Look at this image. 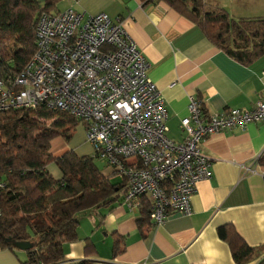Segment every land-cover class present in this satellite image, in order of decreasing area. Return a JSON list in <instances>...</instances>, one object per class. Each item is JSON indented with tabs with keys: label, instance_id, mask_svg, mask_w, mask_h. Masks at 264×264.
Returning a JSON list of instances; mask_svg holds the SVG:
<instances>
[{
	"label": "crops",
	"instance_id": "0c3cea01",
	"mask_svg": "<svg viewBox=\"0 0 264 264\" xmlns=\"http://www.w3.org/2000/svg\"><path fill=\"white\" fill-rule=\"evenodd\" d=\"M204 1L213 3L209 9L226 8L235 19L250 18L246 13L258 4L264 7V0ZM68 8L85 16L105 13L123 23L149 63V78L164 100L168 136L174 142L184 140L181 122L189 116L191 96L201 100L207 115L252 110L264 99V55L249 65L239 63L163 0L146 5L141 0H64L57 11ZM54 141V157L69 151L95 157L105 178L114 184L124 182L96 155L85 131L71 149ZM201 149L213 162L212 178L198 184L192 215L171 212L156 225L147 207H140L142 202L149 204L147 197L139 205H129L123 195L110 207L78 215V241L64 245V264L86 259L92 264H237L230 245L218 235L228 225L255 249L247 264H258L264 258V121L215 134ZM48 171L61 178L56 165ZM27 259L26 251L0 246V264H24Z\"/></svg>",
	"mask_w": 264,
	"mask_h": 264
},
{
	"label": "built area",
	"instance_id": "2783aa9c",
	"mask_svg": "<svg viewBox=\"0 0 264 264\" xmlns=\"http://www.w3.org/2000/svg\"><path fill=\"white\" fill-rule=\"evenodd\" d=\"M35 31L31 62L12 86L0 81V112L45 106L74 116L95 153L126 181L124 202L147 197L156 225L171 212L192 215L198 184L212 178L213 162L201 149L209 137L264 121V99L252 110L207 115L191 96L184 140L174 142L149 63L120 20L68 8L42 14Z\"/></svg>",
	"mask_w": 264,
	"mask_h": 264
},
{
	"label": "trees",
	"instance_id": "16d2710c",
	"mask_svg": "<svg viewBox=\"0 0 264 264\" xmlns=\"http://www.w3.org/2000/svg\"><path fill=\"white\" fill-rule=\"evenodd\" d=\"M62 1L0 0V81L6 86H12L37 53L39 17L57 13ZM163 1L239 63L249 65L264 55V18L235 19L223 8L209 9L204 0ZM80 125L74 116L45 106L0 112V181L5 184L0 189V246L14 251L17 242L33 244L24 264H64V245L78 241V215L110 207L127 192L126 181L114 184L102 175L95 157L73 151L61 157L51 154L52 141L69 142ZM52 164L61 173L58 180L48 171ZM143 206L150 218V201ZM218 235L230 245L237 264L250 261L255 249L232 226L221 227ZM75 264L92 263L86 259Z\"/></svg>",
	"mask_w": 264,
	"mask_h": 264
},
{
	"label": "rangeland",
	"instance_id": "374dc122",
	"mask_svg": "<svg viewBox=\"0 0 264 264\" xmlns=\"http://www.w3.org/2000/svg\"><path fill=\"white\" fill-rule=\"evenodd\" d=\"M233 2V0H223V2H228V4L230 2ZM258 1V0H257ZM205 2V1H204ZM207 3V4H206ZM205 4L207 5V7L212 8L210 6V4L213 5V3L210 2H206ZM210 3V4H209ZM259 3V2H258ZM257 4V3H256ZM257 7H253V9L248 12L249 14L246 13V15H248L247 17L250 18H264V7H259V4L256 5ZM226 9V8H225ZM227 10V9H226ZM228 11V10H227ZM85 131V127L80 125L74 132V137L69 141H65L62 138H56L54 141V145H60L59 142L63 141V143H65V147L71 149V147L73 146V143L77 142L79 140V137L81 138V132ZM86 133V132H85ZM57 142V143H56Z\"/></svg>",
	"mask_w": 264,
	"mask_h": 264
},
{
	"label": "water",
	"instance_id": "95a60500",
	"mask_svg": "<svg viewBox=\"0 0 264 264\" xmlns=\"http://www.w3.org/2000/svg\"><path fill=\"white\" fill-rule=\"evenodd\" d=\"M15 246L22 251H28L33 247V244L29 242H17L15 243Z\"/></svg>",
	"mask_w": 264,
	"mask_h": 264
}]
</instances>
